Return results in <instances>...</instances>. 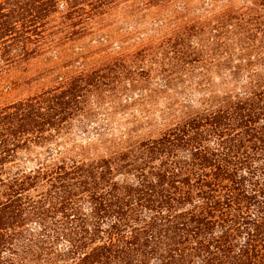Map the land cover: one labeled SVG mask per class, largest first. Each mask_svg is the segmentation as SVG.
<instances>
[{
	"label": "trees",
	"instance_id": "16d2710c",
	"mask_svg": "<svg viewBox=\"0 0 264 264\" xmlns=\"http://www.w3.org/2000/svg\"><path fill=\"white\" fill-rule=\"evenodd\" d=\"M0 264H264V0H0Z\"/></svg>",
	"mask_w": 264,
	"mask_h": 264
},
{
	"label": "rangeland",
	"instance_id": "374dc122",
	"mask_svg": "<svg viewBox=\"0 0 264 264\" xmlns=\"http://www.w3.org/2000/svg\"><path fill=\"white\" fill-rule=\"evenodd\" d=\"M18 75H19L18 73H12L10 79L16 78ZM21 93H26V90L13 91L11 93V95L8 96V98H10V99L14 98V97L18 96ZM146 133H147V130H143V131H141L140 135H142V134L145 135Z\"/></svg>",
	"mask_w": 264,
	"mask_h": 264
}]
</instances>
